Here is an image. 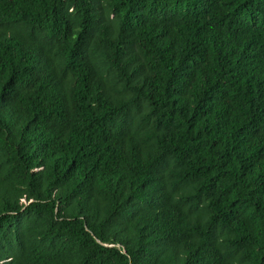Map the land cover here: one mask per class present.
<instances>
[{
  "label": "trees",
  "instance_id": "trees-1",
  "mask_svg": "<svg viewBox=\"0 0 264 264\" xmlns=\"http://www.w3.org/2000/svg\"><path fill=\"white\" fill-rule=\"evenodd\" d=\"M0 264H264V0H0Z\"/></svg>",
  "mask_w": 264,
  "mask_h": 264
}]
</instances>
